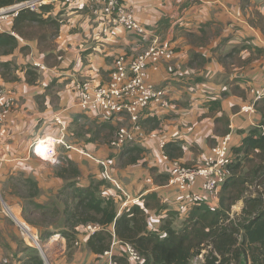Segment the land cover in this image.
I'll return each mask as SVG.
<instances>
[{
  "label": "crops",
  "instance_id": "obj_1",
  "mask_svg": "<svg viewBox=\"0 0 264 264\" xmlns=\"http://www.w3.org/2000/svg\"><path fill=\"white\" fill-rule=\"evenodd\" d=\"M120 1L145 35L128 32L111 18L97 19L87 0H32L17 20L1 23L0 33L14 37L17 48L0 54V102L14 101L0 125V264H26L31 259L23 257L26 249L36 251L43 264H95L97 258L106 264L87 248L92 234L84 226L75 228L79 246L67 257L63 216L56 214L55 225L39 222L51 218L54 209L60 212L74 190L89 187L91 179L100 183L102 198L114 202L118 216L138 208L143 232L164 238L162 227L185 220L193 208L183 209L175 189L167 186L171 165L200 166L227 134L231 147L238 148L260 121V104L253 114L240 109L251 102L249 90L263 77L264 0ZM154 42L168 43L174 53L168 61L151 60L147 70V82L164 89V98L141 113L143 140L113 148L115 132L130 122L84 113L73 85H106L117 57H136ZM46 138L55 141L52 161L32 149ZM160 142L167 149L161 150ZM25 179L36 185L35 196ZM193 190L202 198L195 207H216L217 199L198 186ZM105 231L116 242L115 261L142 264L123 257L113 225Z\"/></svg>",
  "mask_w": 264,
  "mask_h": 264
},
{
  "label": "trees",
  "instance_id": "obj_2",
  "mask_svg": "<svg viewBox=\"0 0 264 264\" xmlns=\"http://www.w3.org/2000/svg\"><path fill=\"white\" fill-rule=\"evenodd\" d=\"M29 1L32 0H0V10ZM19 14L20 11L14 20ZM16 48L14 37L0 33V54H10ZM259 104L258 124L248 131L238 148L230 145L233 161L228 166L217 208L193 207L178 229L163 226L161 230L166 236L161 239L156 233L143 232L140 219L143 213L138 208L118 216L114 202L101 197L99 184L78 188L70 203H65L60 212L54 209L51 213L53 218L56 214L63 216V227L69 232L60 234L67 248L75 241V228L95 225L100 230L88 238L86 245L94 255L102 256L110 249L113 239L105 230L113 225V234L120 245H131L142 264H193V259L200 255L202 264H264V101L256 104L255 110ZM24 182L35 196L34 182L31 179ZM246 186L262 190L246 195ZM238 201L242 202L241 211L232 214L231 209ZM26 264L43 262L40 258H31Z\"/></svg>",
  "mask_w": 264,
  "mask_h": 264
},
{
  "label": "built area",
  "instance_id": "obj_3",
  "mask_svg": "<svg viewBox=\"0 0 264 264\" xmlns=\"http://www.w3.org/2000/svg\"><path fill=\"white\" fill-rule=\"evenodd\" d=\"M92 8L93 14L97 19L111 18L120 24L126 31L135 35H145L146 29L136 20L132 10L120 0H87ZM32 2H24L14 6L11 11H0V20L17 17L18 12L24 7H30ZM173 51L168 43L158 44L154 42L144 53L131 59L119 56L114 60L113 69L106 85H94L87 81L74 83L73 90L78 98V106L84 113H106L126 117L130 122L129 127L119 128L110 142L113 148H122L128 144L135 143L144 139L145 135L139 126L141 113L150 105L160 103L165 95L164 89L147 82V70L150 61L153 59L171 60ZM40 69L44 67L34 64ZM251 102L243 107L242 113H255V105L264 101V72L261 81L252 86L249 90ZM3 94H0V100ZM14 101L5 98L0 102V125L4 123L12 111ZM58 121V120H57ZM58 123H60L58 121ZM155 138V135H150ZM231 135L222 137L218 143L211 147L204 158L202 164L197 167H188L178 163H173L168 172L167 186L174 188L183 204V209L187 210L200 204L202 198L200 194L193 190L195 186L199 190L213 199H217L220 191L228 177V166L233 161L230 151ZM43 141L46 148L41 149L39 143ZM36 141L32 145L36 156L51 160L54 157L55 141L46 138ZM161 150L164 143L160 142ZM40 153H39V152ZM46 157H42V152ZM162 156L166 159L165 154ZM100 166L106 168L107 165L100 162ZM137 201L133 200V203ZM86 230L94 234L100 228L88 224ZM116 244L112 241L110 249L105 251L101 257L106 258V264H118L112 255V247ZM34 246L40 250L37 241ZM123 253L126 258L134 263H140L141 258L135 249L129 245H123Z\"/></svg>",
  "mask_w": 264,
  "mask_h": 264
},
{
  "label": "rangeland",
  "instance_id": "obj_4",
  "mask_svg": "<svg viewBox=\"0 0 264 264\" xmlns=\"http://www.w3.org/2000/svg\"><path fill=\"white\" fill-rule=\"evenodd\" d=\"M1 11V10H0ZM3 20L4 19H2V20H0V27H1V23L3 22ZM260 107H261V104H260V106L258 107L259 109H260ZM45 160H47V161H50V160H48V159H45ZM51 161H52V159H51ZM19 183V182H18ZM97 184H100L99 182H97V181H94V180H90V185H97ZM246 187H248V189H247V192H246V195H254L255 194V191H261L262 189H256V188H254L253 186H246ZM220 191H221V189H220ZM220 191L217 193V205H216V207H214V208H217L218 207V199H219V197H220ZM101 195V194H100ZM24 196H26V194L25 193H22V198L24 197ZM102 197V196H101ZM104 199V198H103ZM135 203H138L137 201L135 202ZM241 208H242V202L241 201H238V202H236V204L232 207V209H231V213L232 214H238V213H240V211H241ZM213 209V208H212ZM186 219V218H185ZM34 220H39V219H34ZM34 220H32V221H34ZM184 220V219H183ZM39 222H41V224L43 223V224H48V225H50V224H52V225H55L56 223H55V220H54V218L53 217H51V218H49V219H47L46 221H44V220H41V221H39ZM181 224H182V221H176L171 227L172 228H174V229H178V227H180L181 226ZM73 246V247H72ZM78 246H79V243H76V240H75V242L74 243H72L71 244V247L73 248V251L74 250H76L77 248H78ZM70 247V248H71ZM56 248V253H59V249H58V247H55ZM67 249V252L65 253L66 254V256L67 257H69L70 256V254H71V249ZM59 255L57 254V257H58ZM24 258H38V256H36V253H33L32 252V250H28V249H26V250H24V256H23ZM123 257H124V255H123ZM198 258V259H197ZM195 257L194 259H193V264H202V262H203V259H202V255H200V256H198V257ZM51 263H52V260H49ZM200 261H201V263H200ZM50 262H48L47 264H51ZM120 264H124L125 263V259H121L120 261H118ZM95 264H102V261L99 259V258H97V262H95Z\"/></svg>",
  "mask_w": 264,
  "mask_h": 264
},
{
  "label": "bare ground",
  "instance_id": "obj_5",
  "mask_svg": "<svg viewBox=\"0 0 264 264\" xmlns=\"http://www.w3.org/2000/svg\"><path fill=\"white\" fill-rule=\"evenodd\" d=\"M39 145H40V148L41 149H43V148H46L47 146H46V144H45V142H43V141H41L40 143H39ZM39 152V151H38ZM42 153H44L43 151H41ZM40 153V152H39ZM44 154H46V153H44ZM42 156V155H41ZM31 239V238H30Z\"/></svg>",
  "mask_w": 264,
  "mask_h": 264
}]
</instances>
